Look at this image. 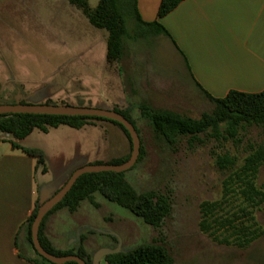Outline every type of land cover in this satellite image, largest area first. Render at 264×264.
<instances>
[{
	"label": "rangeland",
	"instance_id": "rangeland-1",
	"mask_svg": "<svg viewBox=\"0 0 264 264\" xmlns=\"http://www.w3.org/2000/svg\"><path fill=\"white\" fill-rule=\"evenodd\" d=\"M46 2L40 1L41 9L33 19L14 10L1 13L0 104L101 109L107 90L109 98L116 100L113 110L130 118L140 141L137 162L123 174L125 181L136 194L149 192L169 206L161 223L151 226L94 193L79 204L76 221L67 219L63 224L62 231L69 233L74 248L84 247L89 261L102 248L119 247L122 252L147 244L167 251L166 264H264V203L252 211L259 238L244 249L219 244L200 228L201 204L221 201L228 175L250 154L258 149L264 152V119H220L216 104L191 82L164 36L143 34L128 13L123 18L118 60H109L106 30L93 27L79 8L64 0ZM86 2L93 10L99 0ZM144 53L156 58L163 85L154 81L157 72L143 75ZM121 90L125 105L117 103ZM156 111L192 120L216 119L204 133L177 136L167 144L152 134ZM39 131L43 136L35 139L52 176L78 166L111 165L131 150L121 129L108 121L89 120L80 129L60 125ZM0 143L5 146L10 141ZM218 160H224L223 168ZM255 185L264 192V158ZM230 202L234 206L235 198ZM235 210L230 205L226 209ZM26 244L29 255L36 258Z\"/></svg>",
	"mask_w": 264,
	"mask_h": 264
},
{
	"label": "crops",
	"instance_id": "crops-1",
	"mask_svg": "<svg viewBox=\"0 0 264 264\" xmlns=\"http://www.w3.org/2000/svg\"><path fill=\"white\" fill-rule=\"evenodd\" d=\"M0 1V25L3 11L14 10L33 19L32 15L41 9V0H15L9 5ZM64 1L75 8L69 0ZM160 1L136 0L137 13L144 23L156 22L165 30L168 36H161L178 55L199 91L212 99H223L230 92L254 95L264 91V0H183L158 19ZM147 55L144 53L143 75L149 77L157 72L154 81L163 85L158 73L163 71L156 66L154 55L150 59ZM159 67L163 70V66ZM108 94L106 90L103 97L108 99L103 98L105 105L101 109L113 110L116 100ZM125 98L122 93L117 103L125 105ZM38 136L43 133L37 129L23 140H11V136L0 133V142L6 139L42 152L35 139ZM43 161V166L37 167L34 158L13 149L10 143H0V264H33L26 259L33 258L26 244L27 220L35 204L56 193L79 167L52 176L44 154ZM77 212L72 214L61 208L45 219L42 236L52 249L77 251L78 245L74 248L69 233L62 231L67 219L76 221ZM245 262L242 256L241 263ZM101 263L106 264L104 260Z\"/></svg>",
	"mask_w": 264,
	"mask_h": 264
},
{
	"label": "trees",
	"instance_id": "trees-1",
	"mask_svg": "<svg viewBox=\"0 0 264 264\" xmlns=\"http://www.w3.org/2000/svg\"><path fill=\"white\" fill-rule=\"evenodd\" d=\"M69 1L82 11L93 27L104 29L108 32L106 57L109 60H118V56L120 55L121 39L124 32L123 18L127 16L126 13L132 17L136 26L143 34L148 32L149 34L168 36L158 23H144L140 19L136 10V0H99L96 8L93 10L88 7L86 0ZM182 1L161 0L157 10V18L161 19L169 14ZM205 96L216 104L218 108L216 114L220 116V119H243L256 122L264 119V91L254 95L230 92L223 99H212L208 95ZM113 111L121 114L136 130L134 124L124 112ZM215 119L202 117L199 120H192L178 117L171 112L156 111L152 115L151 131L158 140L169 144L177 136H195L204 133L213 126ZM89 120L113 123L121 129L130 143L128 133L120 124L93 117L0 115V133L9 135L14 140H23L35 129L46 131L48 128H56L60 125L80 129ZM10 144L13 149L20 150L26 156L34 158L37 167L43 166L42 152L22 148L13 141H10ZM128 158L129 156L114 161L111 165L122 164ZM263 158L264 152L262 149H258L247 156L241 166L225 179V192L222 200L203 202L201 204L200 228L217 243L234 245L242 249L259 238V228L254 220L252 211L264 203V192L259 191L255 185L258 168ZM217 162L220 168L224 167V160H218ZM42 172H44V169ZM123 174L106 172L85 174L79 177L63 200L43 218L38 231L41 247L51 255L59 257L76 255L84 260L86 264H91V260L89 261L85 255V251L81 248H78L75 252H59L52 249L42 236V227L45 219L50 214L61 208H66L70 213H73L78 209L81 202L87 200L94 193H98L106 201L127 210L133 216L140 218L145 224L158 226L168 212L169 206L167 200L163 198L154 200V196L149 192L136 194L125 181ZM232 197L233 199L235 198L234 206L230 202ZM228 205L236 209L235 212L226 211ZM38 207L39 204L37 202L27 220L25 228L26 241L32 250L30 227L36 216ZM33 252L36 258H26L29 262L33 264H52L39 257L34 250ZM103 260L106 264H166L168 262V253L160 246L143 244L128 251L108 255ZM65 264L76 263L69 262Z\"/></svg>",
	"mask_w": 264,
	"mask_h": 264
},
{
	"label": "water",
	"instance_id": "water-1",
	"mask_svg": "<svg viewBox=\"0 0 264 264\" xmlns=\"http://www.w3.org/2000/svg\"><path fill=\"white\" fill-rule=\"evenodd\" d=\"M0 115H45V116H68V117H93L101 118L120 124L128 133L131 152L127 161L119 165H84L75 169L64 185L51 197L47 199H41L38 204L36 216L30 227L31 245L35 253L52 264H65L73 262L76 264H86L84 260L80 259L76 255L68 256H54L47 253L40 245L38 239V231L40 224L45 215L51 211L56 205H58L66 194L70 191L76 180L85 174H97V173H125L132 169L136 164L139 150L140 141L136 130L133 125L129 123L121 114L113 110L91 109L85 107H73V106H57V105H45V104H0ZM121 252L119 247L115 249H99L91 259V264H100L106 256Z\"/></svg>",
	"mask_w": 264,
	"mask_h": 264
}]
</instances>
